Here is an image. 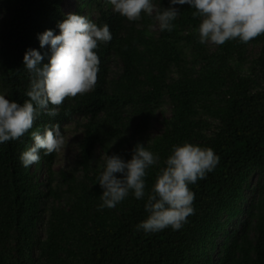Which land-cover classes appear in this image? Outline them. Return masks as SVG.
Returning a JSON list of instances; mask_svg holds the SVG:
<instances>
[{"label": "trees", "instance_id": "trees-1", "mask_svg": "<svg viewBox=\"0 0 264 264\" xmlns=\"http://www.w3.org/2000/svg\"><path fill=\"white\" fill-rule=\"evenodd\" d=\"M64 1L0 0V91L7 98L28 99L24 53L48 52L37 34L59 33ZM73 1L70 12L107 23L112 39L95 49V85L50 105L58 114L33 123L41 131L58 123L62 133L76 125L72 166L56 170L57 152L42 149L38 162L22 166L32 129L0 144V264H264V33L247 43L201 44L200 19L187 4L175 6L168 31L143 12L129 21L109 0ZM153 3V16L170 6ZM184 141L212 148L219 161L189 185L194 212L181 229L136 228L148 215L157 166L147 170L143 199L130 193L98 210L97 176L107 154L130 159L140 142L162 165L171 146Z\"/></svg>", "mask_w": 264, "mask_h": 264}, {"label": "clouds", "instance_id": "clouds-1", "mask_svg": "<svg viewBox=\"0 0 264 264\" xmlns=\"http://www.w3.org/2000/svg\"><path fill=\"white\" fill-rule=\"evenodd\" d=\"M112 10L129 21L141 18V13L152 16L161 30L171 31L179 11L176 5L187 4L198 17L199 43L223 44L226 40L238 39L247 43L264 33V0H169V7L154 12L153 0H109ZM59 33L46 29L38 33L40 47L48 46L42 54L29 47L23 56L24 67L30 80L26 91L28 99L22 103L0 94V144L19 139L32 129V144L20 153L24 167L40 160L44 155L58 152L64 143L58 123L45 124L43 131L33 128L34 121L46 114L55 117L57 107L66 97L90 90L96 83L99 57L95 49L99 43H108L112 34L107 23L98 25L86 16L70 12L58 21ZM47 55V62L44 61ZM219 156L212 148L189 141L173 144L170 154L163 160L158 153L137 142L130 159L119 154L106 156L97 176L103 189L97 206L114 208L130 193L143 199L147 170L157 166L155 180L146 195L144 204L147 217L136 228L144 232H158L171 227L179 230L194 212V193L189 185L204 179L213 171ZM119 173V175H117Z\"/></svg>", "mask_w": 264, "mask_h": 264}, {"label": "rangeland", "instance_id": "rangeland-1", "mask_svg": "<svg viewBox=\"0 0 264 264\" xmlns=\"http://www.w3.org/2000/svg\"><path fill=\"white\" fill-rule=\"evenodd\" d=\"M73 5H74L73 0H65L63 2V10L66 13H69L70 10L73 8ZM1 21H2V17L0 16V23ZM0 94L3 93L0 91ZM158 115L159 117H161V113H159ZM160 129H161L160 121L155 122L153 126V131L158 132L160 131ZM62 135H63L64 143L61 146L60 150L57 152L56 163L54 165V168L56 170L60 168H68L73 165L77 152V141L81 136V133L80 131H78V129H76L75 124H71L68 126V128L65 129Z\"/></svg>", "mask_w": 264, "mask_h": 264}]
</instances>
